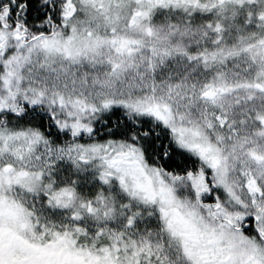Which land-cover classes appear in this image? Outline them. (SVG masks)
Here are the masks:
<instances>
[{"label":"snow or ice","instance_id":"1","mask_svg":"<svg viewBox=\"0 0 264 264\" xmlns=\"http://www.w3.org/2000/svg\"><path fill=\"white\" fill-rule=\"evenodd\" d=\"M0 264H264V0H0Z\"/></svg>","mask_w":264,"mask_h":264}]
</instances>
